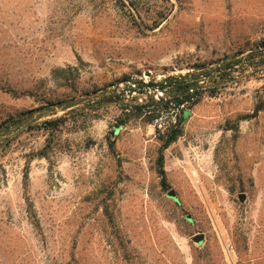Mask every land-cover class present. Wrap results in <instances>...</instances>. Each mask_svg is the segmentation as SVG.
I'll return each mask as SVG.
<instances>
[{
    "label": "rangeland",
    "instance_id": "obj_1",
    "mask_svg": "<svg viewBox=\"0 0 264 264\" xmlns=\"http://www.w3.org/2000/svg\"><path fill=\"white\" fill-rule=\"evenodd\" d=\"M258 48L264 0H0V124L31 112L0 136V264H264L262 59L186 108L165 187L175 115L93 104Z\"/></svg>",
    "mask_w": 264,
    "mask_h": 264
},
{
    "label": "trees",
    "instance_id": "obj_2",
    "mask_svg": "<svg viewBox=\"0 0 264 264\" xmlns=\"http://www.w3.org/2000/svg\"><path fill=\"white\" fill-rule=\"evenodd\" d=\"M259 49L251 51L245 56H241L244 54L242 52L234 60L230 58L219 60L217 68L208 69L204 65H198L194 68L196 72H187L179 76H168L160 82L145 81L143 79L139 81L131 78L124 79L122 80L123 83L121 82L123 86L117 85L114 89L104 93L103 96H97L99 98H97L98 100H93V104L97 105L95 109L113 104L119 106L123 114L122 123L132 119H142L146 124H154L162 119L166 113L171 112L175 115L173 122H168L163 127L156 126L155 129V134L161 143L157 159L158 172L162 177V185L165 187L166 172L163 152L182 135L183 124L189 112L186 108H191L200 103L207 91L212 96H215L216 90L219 89L218 84L233 81L235 79L234 73L237 69L250 66L258 58L259 60L262 59L264 63V51ZM207 83L211 84L208 88H206ZM213 86L214 88L212 89L211 87ZM46 103L47 106L44 107L56 105L52 101ZM58 103L63 104V109L73 108L76 105L75 103L69 105L70 103L62 101ZM30 114L31 112H24L17 117H11L4 121L0 124V136L13 125L24 121ZM66 121L67 117L63 115L45 120L42 125L47 132L54 133ZM109 145L112 150L115 149L113 141H110ZM49 147L50 145L48 144L39 156L46 157Z\"/></svg>",
    "mask_w": 264,
    "mask_h": 264
},
{
    "label": "water",
    "instance_id": "obj_3",
    "mask_svg": "<svg viewBox=\"0 0 264 264\" xmlns=\"http://www.w3.org/2000/svg\"><path fill=\"white\" fill-rule=\"evenodd\" d=\"M168 196H169L170 198H175V193H174V191H170V192L168 193ZM244 199H245V196L242 194V195L240 196V200L243 201ZM194 240H195L198 244H201V243H202V240H203V236H202V235L197 236V237L194 238Z\"/></svg>",
    "mask_w": 264,
    "mask_h": 264
},
{
    "label": "built area",
    "instance_id": "obj_4",
    "mask_svg": "<svg viewBox=\"0 0 264 264\" xmlns=\"http://www.w3.org/2000/svg\"><path fill=\"white\" fill-rule=\"evenodd\" d=\"M161 95V93H159Z\"/></svg>",
    "mask_w": 264,
    "mask_h": 264
}]
</instances>
